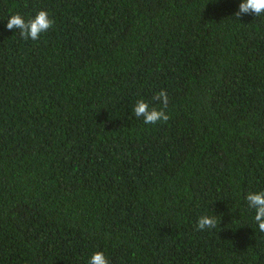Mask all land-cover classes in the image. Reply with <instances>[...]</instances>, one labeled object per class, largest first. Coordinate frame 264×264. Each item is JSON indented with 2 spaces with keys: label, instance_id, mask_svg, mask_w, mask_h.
<instances>
[{
  "label": "trees",
  "instance_id": "trees-1",
  "mask_svg": "<svg viewBox=\"0 0 264 264\" xmlns=\"http://www.w3.org/2000/svg\"><path fill=\"white\" fill-rule=\"evenodd\" d=\"M242 2L0 0V264H264V15ZM41 10L39 40L7 30Z\"/></svg>",
  "mask_w": 264,
  "mask_h": 264
},
{
  "label": "clouds",
  "instance_id": "clouds-1",
  "mask_svg": "<svg viewBox=\"0 0 264 264\" xmlns=\"http://www.w3.org/2000/svg\"><path fill=\"white\" fill-rule=\"evenodd\" d=\"M254 14L255 16L264 15V0H243L239 5V11L235 14L237 18L244 15ZM55 21L50 18L47 11H39L34 18L25 20L21 14L16 13L10 16L6 25L7 30H19L23 39L39 40L42 33L47 32L54 26ZM160 102L162 107H153L152 103ZM167 92L162 90L158 92L152 102L144 99L137 101L134 113L137 118H143L144 124L156 125L161 122H167L170 117L165 114L168 107ZM250 208L255 209V222L259 230L264 232V191L249 193L246 197ZM218 223L216 216L203 215L198 220V230L214 229ZM88 264H109V259L102 251L93 253Z\"/></svg>",
  "mask_w": 264,
  "mask_h": 264
}]
</instances>
